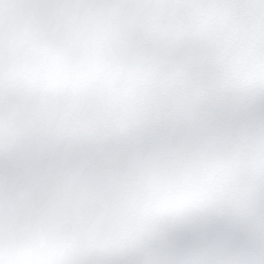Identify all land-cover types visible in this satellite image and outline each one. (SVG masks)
I'll list each match as a JSON object with an SVG mask.
<instances>
[{"label": "snow or ice", "instance_id": "1", "mask_svg": "<svg viewBox=\"0 0 264 264\" xmlns=\"http://www.w3.org/2000/svg\"><path fill=\"white\" fill-rule=\"evenodd\" d=\"M0 264H264V0H0Z\"/></svg>", "mask_w": 264, "mask_h": 264}]
</instances>
